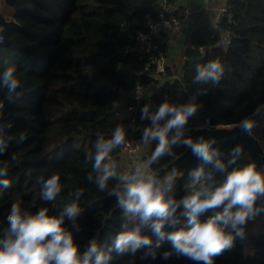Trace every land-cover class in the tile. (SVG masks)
I'll return each mask as SVG.
<instances>
[{"label": "trees", "instance_id": "1", "mask_svg": "<svg viewBox=\"0 0 264 264\" xmlns=\"http://www.w3.org/2000/svg\"><path fill=\"white\" fill-rule=\"evenodd\" d=\"M7 2L16 14L14 21L0 18L6 27L5 42L0 45V75L13 69L18 87L10 89L0 80V241L15 239L7 220L13 204H19L26 216L47 209L48 215L59 217L68 204L77 203L79 215L75 220L65 217L62 227L72 235L81 259L95 242L98 253L107 257L104 264H205L177 251L168 237L194 226L185 200L198 194L206 199L222 185L210 180V171L203 169L197 178L194 173L199 169L183 180L182 172H169L168 166L189 147L185 141L193 140L196 120L235 127L264 107V0L230 1L224 27L232 34V44L226 50L215 47L217 36L210 28L193 31L190 43L196 47L183 54L180 80L155 90L147 101L153 111L146 125L154 131L163 130L187 106L195 105L198 114L190 115L183 127L167 130V147L160 156L153 158L160 139L148 137L150 150L142 161L147 168L161 171L159 184L168 180L163 196L174 201L175 211L155 219L150 230L142 233L149 244L135 251L129 246L123 252L115 249L116 238L134 232L136 226L133 214L119 204L130 183L119 155L129 132L116 117L114 104H132L137 82L153 89L160 83L151 71H145L136 32L146 31L148 16L159 20L163 5L159 0ZM165 38L162 35L157 43L167 53ZM200 46L205 47L203 52ZM211 62H219L220 78L231 77L233 84L224 85L220 79L198 81V69ZM172 74L169 71L168 76ZM232 93L239 95L238 102L232 100ZM164 104L175 111L153 122ZM117 129L123 132V142L95 169L97 142L111 140ZM257 143L264 160V147ZM249 163L246 154L241 165ZM104 165L113 175L102 188L99 180L105 175ZM54 175L60 177L61 190L55 200H47L44 184ZM147 176L146 169L142 170L141 177ZM228 203L230 199L199 214L197 221L207 222ZM157 222L163 223L160 233L153 227ZM225 232L233 236V243L214 256L212 264H264V194L257 195L244 224L236 229L229 225ZM90 264H95V257Z\"/></svg>", "mask_w": 264, "mask_h": 264}, {"label": "clouds", "instance_id": "2", "mask_svg": "<svg viewBox=\"0 0 264 264\" xmlns=\"http://www.w3.org/2000/svg\"><path fill=\"white\" fill-rule=\"evenodd\" d=\"M222 72L223 68L219 62H211L206 67L198 69L196 79L205 82L209 80L218 82ZM0 80H2L4 86L10 89L18 87L13 69L4 71L0 75ZM169 111H175V109H171L167 104L162 105L159 112L152 118L153 122L159 121ZM195 111V105L187 106L184 110L178 112L163 130H146V139L149 136L160 139V144L156 148L153 158L160 156L165 151L168 143L165 135L167 130L177 126L183 127L187 123L188 117ZM243 127L251 129L253 122L245 120ZM123 139L122 130L117 129L111 140L97 142L95 169L101 168L103 161L108 157L111 150L120 145ZM185 143L192 147L194 154L201 157L205 163L215 161L216 168L224 170V164L215 159L218 152L211 148L209 142L193 143L189 139ZM236 151H239V149ZM103 171L105 175L99 180L102 188L105 181L113 175L108 165L103 166ZM202 174L203 168L194 173L197 178ZM4 185L5 187L9 186V182L4 181ZM44 189V198L55 200L61 190L59 175L49 178L44 184ZM258 194H264V177L256 172L255 166L249 165L234 170L228 175L223 186L211 193L206 199L201 200L198 194L184 201L186 207L191 209L189 222L194 226L188 232H173L168 238L180 253L194 260L205 261V264H212V258L222 253L233 243V236L227 234L225 229L229 225L236 229L246 222L253 211V205ZM229 199L230 203L227 204L222 213L213 216L204 223L197 221L199 214L208 209L219 207ZM173 203L174 201L165 200L162 194L155 191L151 182L146 183L142 179H136V177H133V182L126 185V191L119 200L121 207L128 212L140 214L145 222L154 216L165 218L171 215L175 211L172 208ZM237 205L240 206L239 209L233 212V207ZM79 213V205L71 203L63 209L59 217L48 215L47 209L39 211L34 216H26L21 211L19 204H13L7 220L10 225V232L14 234L15 239L9 238L0 241L3 244V248H0V264H52L53 261H55V264H90L93 257H95V264H104L107 257L103 252L98 253L95 242L91 244L88 251L83 254V259H81L78 254L79 249L73 243L72 235L62 227L65 217L75 220ZM153 227L157 233H160L163 223L157 222ZM150 242L148 238L141 237L137 229L134 232L121 233L116 238L114 247L123 252L129 246H132V250L135 251L141 245Z\"/></svg>", "mask_w": 264, "mask_h": 264}, {"label": "built area", "instance_id": "3", "mask_svg": "<svg viewBox=\"0 0 264 264\" xmlns=\"http://www.w3.org/2000/svg\"><path fill=\"white\" fill-rule=\"evenodd\" d=\"M188 1L191 0H159L164 8L163 12L159 15V20L154 21L148 16L145 21L146 31L139 30L136 32V40L143 50L141 60L144 61L145 71H151V75L159 80L160 83L153 89L152 86L144 87L137 82L132 94V104H114L117 108L116 117L120 121L122 128L129 132V138L120 147L119 155L123 158V169L126 172V180L130 183L133 182V177L144 180L141 177V171L144 169H146L148 175L144 182H151L153 187L159 185L160 182L161 171L147 168L146 163L142 161V150L148 144V138H145V132L148 130L146 121L153 111L147 108L146 103L155 90H163L167 84H175L182 76L181 68L176 69L171 66L170 56L172 54L163 52L157 40L162 35L167 36L178 33L190 21L193 11L186 7ZM230 1L217 12L214 23L210 27L217 36L215 47L224 50L228 49L232 44V34L224 27V21L229 17L231 9ZM208 3L209 0H203L202 8H206ZM134 25H139V22L134 21ZM5 30V24L0 19V45L5 42ZM164 41L169 42V39L165 38ZM195 47V45L189 42L182 50L180 48V52L184 53L187 49H195ZM198 50L199 52H203L205 47L200 46ZM169 71L173 73L171 77L168 76ZM142 73L139 72L138 74ZM197 114L198 111L196 109L193 116L196 117ZM197 125L207 129L227 127L213 126L210 119L196 121L194 129H196Z\"/></svg>", "mask_w": 264, "mask_h": 264}, {"label": "water", "instance_id": "4", "mask_svg": "<svg viewBox=\"0 0 264 264\" xmlns=\"http://www.w3.org/2000/svg\"><path fill=\"white\" fill-rule=\"evenodd\" d=\"M263 109L264 107L249 119L253 122L251 129H246L243 125L216 129H207L197 125L196 129H194L193 143L209 142L211 148L218 152L215 159L224 164V170H218L215 166V161L205 163L201 157L194 154L192 147L189 146L180 157L168 166L169 172H182L181 179L186 180L196 170L203 168L212 173L210 180L216 181L223 186L232 171L245 168L241 165V162L245 155L248 154L250 163L247 166L254 165L258 174H264L263 155L259 150L256 139L252 135L254 126L260 122L264 113ZM237 149L239 151H236ZM144 150H142L143 153L145 152Z\"/></svg>", "mask_w": 264, "mask_h": 264}, {"label": "crops", "instance_id": "5", "mask_svg": "<svg viewBox=\"0 0 264 264\" xmlns=\"http://www.w3.org/2000/svg\"><path fill=\"white\" fill-rule=\"evenodd\" d=\"M229 1L230 0H209L208 6L206 8H202L203 0H191L187 2L186 7L190 8L191 11H193L190 21L178 33L166 36V38L169 39L167 52L172 54V56H170L172 67L176 69L182 68V64H183L182 57L184 53L180 52V48L182 50L184 46L189 44L190 35L193 31L209 29L214 23L217 12L220 9H222L224 6H226V4ZM15 14H16L15 9L8 4L7 0H0L1 19L6 21H14ZM149 150H150L149 145L148 147L146 145L144 150L145 152L143 153V155L148 154ZM124 167L126 168V166ZM163 182L164 183L159 184V187L154 189L159 194H162L161 192H164L165 194L168 189V185H169L168 180L165 179ZM153 218L161 219L160 217H155V216L152 217L151 219ZM151 219L145 222V224H148L149 226L151 224ZM135 226H136L135 229H138L137 223H135ZM149 230H150L149 227L146 228L147 232Z\"/></svg>", "mask_w": 264, "mask_h": 264}, {"label": "rangeland", "instance_id": "6", "mask_svg": "<svg viewBox=\"0 0 264 264\" xmlns=\"http://www.w3.org/2000/svg\"><path fill=\"white\" fill-rule=\"evenodd\" d=\"M220 80L221 81H223L224 83V85H226V83H230V84H233V79L230 77V78H228V77H226L225 75L222 77V78H220ZM232 100L233 101H235V102H238L239 101V95L237 94V93H232ZM263 111H264V109H263ZM263 117V118H262ZM196 121H198V120H196ZM195 121V122H196ZM252 135L254 136V138L256 139V141H258L259 143H260V145L262 146V147H264V113H263V115L261 116V120H260V122H258V124H256L255 126H254V128H253V130H252ZM164 181V180H163ZM163 181H161V184L162 183H164ZM157 187H159V185L158 186H155L153 189H155V188H157ZM162 193V195L164 194V192H161ZM133 216H134V218H135V223H137V225H138V229H139V235L141 236L142 235V233L145 231L146 232V228H150V226L153 224V222L152 221H155V218H153V219H151V222H152V224H150L149 226H148V224H145V221L142 219V217H141V215L140 214H134L133 213ZM159 220V219H158ZM143 226L144 227V229H142V230H140V226ZM137 229H135L134 231H136Z\"/></svg>", "mask_w": 264, "mask_h": 264}]
</instances>
